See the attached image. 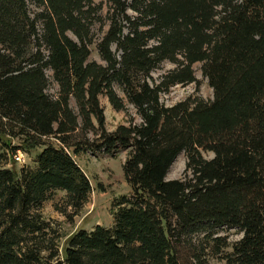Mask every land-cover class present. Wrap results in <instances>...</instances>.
<instances>
[{"label": "trees", "instance_id": "obj_1", "mask_svg": "<svg viewBox=\"0 0 264 264\" xmlns=\"http://www.w3.org/2000/svg\"><path fill=\"white\" fill-rule=\"evenodd\" d=\"M107 3L103 19L93 0H0V264H264V0ZM163 62L174 67L156 82ZM195 63L212 99L163 104L198 82ZM100 96L141 121L108 131ZM18 150L32 167L7 166ZM121 150L129 192L113 199L112 224L60 245L43 203L62 191L76 214L92 190L77 158ZM181 152L183 175L167 179Z\"/></svg>", "mask_w": 264, "mask_h": 264}, {"label": "rangeland", "instance_id": "obj_2", "mask_svg": "<svg viewBox=\"0 0 264 264\" xmlns=\"http://www.w3.org/2000/svg\"><path fill=\"white\" fill-rule=\"evenodd\" d=\"M95 3L102 2L101 15L105 19L108 8L107 0H93ZM107 23L103 27L105 30ZM93 31L96 36L101 34L100 26L95 23ZM90 58L99 63H104L96 49L95 44L90 45ZM200 63L193 65L194 75L198 80L197 83H189L185 85L177 84L169 89L166 93L160 94V101L165 105H173L188 97L200 98L210 100L213 97L212 88L208 84V80L202 75L200 70ZM174 67L170 62H163L158 68L152 71L151 76L154 81H158L159 77L167 70ZM56 85L52 84L49 88L50 93H54ZM116 92L123 96V92L119 86L115 85ZM100 103L104 109L105 127L108 131H112L118 124H127L128 121L140 122V117L135 112L134 108L127 104L124 110L116 111L109 104L106 96H100ZM17 140L13 141V144ZM201 155L210 159L213 153L209 151H201ZM33 154H26L25 163L9 160L8 167L18 170L22 165L32 167ZM13 157V156H12ZM126 157V150H121L114 156L104 153L90 152L80 155L77 159L91 184V193L87 203L76 213H72L70 207L65 205V193L62 191H55L51 197L46 200L41 208L43 216L47 219L54 220L59 223L60 230L63 234L60 240V245L64 243L66 238L76 229L84 228L91 229L94 225L99 224L103 226H110L113 222L111 213V204L115 197L127 194L129 186L125 180L122 164ZM186 164V155L181 152L172 163L167 173V179L180 178L183 175ZM219 235H224L228 238L230 243L239 240L242 237V232L238 228H222L218 230ZM230 250V248H229ZM185 264H196L195 261L186 260ZM204 264H226L224 260L217 257H208Z\"/></svg>", "mask_w": 264, "mask_h": 264}, {"label": "built area", "instance_id": "obj_3", "mask_svg": "<svg viewBox=\"0 0 264 264\" xmlns=\"http://www.w3.org/2000/svg\"><path fill=\"white\" fill-rule=\"evenodd\" d=\"M25 154L22 153L20 150H18L14 155L13 158L15 161L20 162V163H25Z\"/></svg>", "mask_w": 264, "mask_h": 264}]
</instances>
